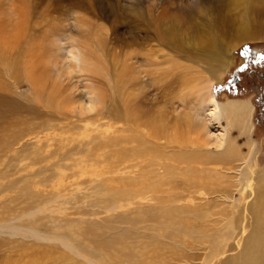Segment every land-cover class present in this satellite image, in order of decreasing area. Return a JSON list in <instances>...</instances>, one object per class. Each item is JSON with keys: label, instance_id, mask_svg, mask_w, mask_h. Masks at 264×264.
I'll use <instances>...</instances> for the list:
<instances>
[{"label": "rangeland", "instance_id": "374dc122", "mask_svg": "<svg viewBox=\"0 0 264 264\" xmlns=\"http://www.w3.org/2000/svg\"><path fill=\"white\" fill-rule=\"evenodd\" d=\"M131 1L134 0H86V2H82L81 9L71 7L70 13L62 15V10L60 12L59 9H53H56L57 6L59 8L62 3V5H68V0H43L45 4L48 2L47 4H52L54 8L51 6L49 13L44 9H38L37 13L24 16L27 18L23 22L24 27H22V13L8 10L9 6L18 8V0H0V4L3 2L2 7H0V10L3 9L0 12V88L3 89V83L12 85L15 81L18 87L17 93H20V95L17 94L18 97L12 98L14 106L19 107L8 108V106L0 105V178H3L2 180L6 183L15 180L13 186L0 194V223L11 222L12 226L20 229L18 237L14 238L15 242L13 239H9L6 234L0 235V264H33L34 261L30 262L34 253L38 256L44 255L46 260L52 258L51 264H63L61 260H66L64 264H134L138 260V255H141L140 252L150 258L151 264H222L228 257H232L241 251L245 237L253 225L252 213L264 209V38L233 45L229 27L223 29L225 32L223 30L218 31V36L215 39L218 45H229L227 56L234 58L233 64L225 70L224 75L220 68L215 72L211 70L209 65H202L195 72L199 74L195 84L200 86L202 80L208 78L210 81L209 90L218 102L223 103L228 99L248 100L253 105L252 130L250 132L240 130V125L234 126L232 130V138H237L238 146L243 151L241 152L242 156L251 151V160L247 168L248 176L240 188H237L239 191H235L239 178L238 174L229 171L236 167L237 162L233 158L229 159L227 163L220 160L215 161L213 156L203 154L199 161L192 164L194 167H200L202 173H184V177L189 183H194L199 179L208 181L206 178L215 177L213 179L214 194L207 195L209 192L205 186L206 188L199 192V197L202 199L201 203L194 202V204H198V210L200 208L195 215L176 221H166L159 216L157 209H155L159 202L152 203L154 205L150 203V206L148 205L150 208L144 206L140 210H135L131 206H122L120 194L115 188V176L103 174L110 167L108 160L106 162L100 160L103 163L96 160L98 163L96 166L84 168L81 172H77L76 168L63 171L53 167V172L49 170L38 173L42 166L57 162L56 156L49 158L47 154L54 151L61 153L65 151V148L69 149L72 145L82 141V138L89 137L91 131H95L92 135L99 134L106 129L117 133V129L121 128V125L110 118L104 119L105 121L90 123L78 121L75 122L74 126L81 129L74 131L70 129V121H72L70 117H59L57 114H53L54 111H51L52 114H49L54 116V121L50 124L57 128L56 131L43 133L44 135L41 134L37 138L29 137L32 125L38 122V116L40 117L39 113L33 114L34 110L29 109V106L36 107L37 110L43 103L36 106L35 100L31 102L25 100V97H30V91L28 90L29 87L26 86V81H22V66L24 65V69L26 68L30 62L28 56L33 52L32 54L36 56L40 54L39 58L48 67V63L55 61V58H52L54 55L65 56V49L71 41L79 42L84 49L101 56L105 60L112 85L108 90L101 89L100 93L105 97L103 112L114 115L118 104L115 91L118 70L112 67V61L110 65L108 62L106 63L109 57H106L105 54L103 57L102 54L95 53L93 49H99L101 40H106L109 48L121 52L122 49L119 47L121 45L116 46L114 44L116 36L128 43H140V34L142 33L139 32L138 23L134 18L132 19L133 16L126 9H130ZM191 1L194 4L193 13L181 12L187 13L186 16L180 18L182 21H179L183 34L187 33L184 29L191 25L189 20L194 19L197 22L200 20L196 11L200 10L199 3L201 0H187L189 5H191ZM72 2H78V0ZM170 2L172 0L141 1L142 7L152 3L157 7V13L166 8L170 12L176 13V9H172V6L169 5ZM230 2L231 0H224L220 4L221 16L228 17L234 14L236 10H240H234ZM29 6L31 7L28 1ZM13 33L14 35H12ZM17 33L22 36H16ZM1 38H4L7 44L9 43L7 47L2 45ZM33 47L35 51H31ZM131 47L124 50L132 51L135 45ZM168 56V59L175 60L183 66L190 68L194 66L189 62L173 58L171 52ZM59 64L61 66L63 62L60 61ZM14 67L15 70H13ZM164 67L170 69L171 64L164 65ZM221 73L222 80L218 82ZM45 75L47 77H43L41 85V89L46 90L45 96L42 94L43 99L50 97L51 88L62 93L63 88L66 87L69 88V91L71 90L73 96L81 95L84 100L85 92L82 90L84 78L79 74H72L67 79L63 78L62 87L59 86L60 80L55 81V71H53L51 78L48 71ZM176 77H178V82L174 84V89L171 90L168 98L169 103L156 105L154 111H156V117L160 113H164L162 121L159 120L161 130L163 126L165 132L169 133L172 130V134L174 132L178 136L180 135V139L175 145L179 147V150H188V147H191L189 141L197 142L199 139L205 140V138L208 140L209 135L212 136V140L219 133L220 127L209 125L207 117L209 111H206L208 108L206 106L205 109H203L204 107L201 108L200 102L195 98L194 90L191 91V83L188 87L179 82L181 78L183 80L186 76L178 72ZM47 78L49 81L45 84ZM53 83H56V87ZM44 84L47 88L44 87ZM10 90L5 95H9L12 91ZM58 92H55L56 95ZM3 96L0 95V97ZM10 96L11 94L6 99ZM75 100H78V97ZM73 104L68 109H71ZM22 106L25 111L22 110ZM159 107L162 109L160 110ZM198 114L203 124L199 122ZM205 123L207 124L204 126ZM219 123L221 127H225V123L221 119ZM84 124L87 125L85 130L82 129ZM100 124L101 126H99ZM96 128L98 129L95 130ZM66 136L73 141L67 147L57 146L56 141L58 142ZM163 137L168 143L167 137L169 136L165 134ZM86 147L81 151L91 154V151L94 150V144ZM213 148L214 146H210V149L214 150ZM81 151L76 152L80 153ZM168 151L170 149L168 150L166 146V154L171 153ZM35 155L39 157H37L38 160L33 161ZM83 158L85 157H73L74 160L72 161L77 163ZM200 161L208 164L204 166L199 163ZM6 162L12 165L7 177L2 176L3 172L7 170L4 166ZM105 168L106 170H104ZM209 168L222 170L223 177L217 178ZM2 170L4 171L2 172ZM112 177L113 181L107 180ZM2 180L0 179V183H3ZM206 191L207 193H205ZM232 191L236 192L239 201L237 205L230 206L229 202L223 200L221 196H225L226 192L233 193ZM192 211H196L195 208ZM21 215L25 218L18 220ZM227 221L238 224V234L234 239L235 241L233 240L234 242L229 241L231 244L228 251L226 248V252L221 253L223 246L217 250L216 240L219 241V239H213V229L215 223L222 222L225 224ZM173 223L175 226L170 227ZM27 228H33L43 235L68 238L83 257L91 260V263H86L77 256H70L64 251L67 256L62 257L61 247L55 244H52L50 249L48 246L44 248L42 245H33L30 239L23 238L22 230ZM140 242L142 244H139L138 247ZM122 250L124 251L122 252ZM209 250H217L218 256H214V253H210ZM59 256L62 258L61 260H53L54 257ZM21 257L22 260L20 261Z\"/></svg>", "mask_w": 264, "mask_h": 264}, {"label": "bare ground", "instance_id": "6f19581e", "mask_svg": "<svg viewBox=\"0 0 264 264\" xmlns=\"http://www.w3.org/2000/svg\"><path fill=\"white\" fill-rule=\"evenodd\" d=\"M28 1L31 7H28ZM72 1L73 0H68V5H62V3L59 5V8L57 6L55 9L52 4L49 5L47 4L48 2L45 4L43 0H18V8L9 6L8 10L10 12L22 13V27H24L23 22L27 18L24 16L35 14L38 12V9H44L49 13V9L52 6L54 8L53 10L59 9L60 12L62 10L63 15L68 12L70 13L72 10L71 7L81 9L83 6L82 2H86V0H78V2ZM141 1H131L130 9L125 8L133 16L132 19L134 18L138 23L139 32L142 33H139L142 43L141 41V44L136 42L128 43L116 36L114 44H116V46L121 45L119 46L122 49L121 52L109 48L106 40H101L99 49H93L95 53H100L103 57V54H105L106 57H109L106 63L108 62V65H110L112 61V67L118 70L115 82L118 104L116 105L114 115L103 112L105 97L100 92L101 89L108 90L112 82L109 79V71L106 68L105 60L102 59L101 56H97L89 50L84 49L79 42L74 40L68 45L66 48L67 50L65 49V56L59 57L58 55H54L52 58H55V61L48 63V67L42 62V59L39 58L40 54H38V56L33 55V52L29 54L28 58L30 57V62H28L25 69L23 67L24 65L22 66V81H26V86L29 87L28 90L30 91V97H25V100L27 102L35 100V102H37L36 106L39 105V103H43L40 109L37 110L36 107L29 106V109L32 108V110H34L33 114L36 112L40 115V117L38 116V122L32 125L29 137L37 138L43 133H54V131H56L57 128L50 124L54 121V116L51 115V111H54L53 114H57L59 117H70L72 120L70 121V129L74 131L81 129L74 126L75 122L78 121L90 123L100 122L101 120L105 121L104 119L110 118L118 122L121 128L117 129V133L106 129L102 132L98 131L100 135L95 133L99 135L96 136L92 135L95 131H91L89 137H84L86 139L82 138V141L77 142L76 145H72L69 149L65 148V151L61 153H58L59 151H54L47 154L49 158L51 156H56L57 162L42 166L38 173L49 170L53 172V167H55L54 169L59 168L63 171L76 168L77 172H81L84 168L96 166L98 164L97 161L102 160L106 162L108 160L107 162L110 167L107 168V170L105 168L104 170L106 171L103 172V174L115 176V188L120 194L122 206H131L135 210H140L144 206L150 208V203L159 202V204H156L158 206L155 208L159 216L166 221H176L184 219L187 216L195 215L200 210V208L198 210V204L201 203L202 199L199 197V192L205 189V186H207L209 192L207 195L214 194L213 190L215 186L213 179H215V177L212 179L206 178L208 181L199 179L194 183H189L184 177V173H202L200 167H194L192 164L199 161L203 154L213 156L215 161L220 160L221 162L227 163L229 159L233 158L234 161L237 162L236 169L229 170L238 174L239 177L235 191H239L237 188H240L246 176H248L247 168L251 160V151L242 156L241 152L243 151L238 146L236 141L237 138H232V130L236 125H240V130L246 132L252 130L251 117L254 111L253 105L248 100L228 99L223 103L218 102L216 97L212 95L209 90L210 81L208 78L203 79L200 86L195 84L199 76V74L195 72L202 65H209L211 70L215 72L220 68V71H222L224 75L225 70L233 64L234 58L227 56L229 45L224 44L226 47L222 44L218 45L215 39L218 36V31H222L224 28L229 27L233 45L246 43L248 41H257L264 38V0H231V7H233L234 10H240H236L234 14L228 17L221 16L220 14V10H222L220 4H222L224 0H201L199 3L200 10L196 11L198 19L200 20L199 22L194 19L189 20L191 25L184 29L187 32L186 34L182 33L183 30L179 21H182L180 18L186 16L187 13H193L194 4L192 1L191 5H189L187 0H172L169 5L172 6V9H176V13L170 12L167 8L157 13V7L152 3L149 6L142 7ZM2 5L3 2L0 4V7H2ZM1 11H3V9L0 10V12ZM183 11L187 13H181ZM187 17L190 18V16ZM78 23L83 24L82 22ZM19 26H21V24H19ZM17 34L16 36L18 37L22 36L19 35L20 33ZM12 35H14V33ZM1 39L2 45L7 47L9 43L7 44L4 38ZM132 45L136 47H133L132 51L128 52L124 50H128ZM36 48L38 47L36 46ZM31 51H35L34 47ZM169 52L173 54V58L189 62V64L191 63L194 66L190 68L179 64L177 61L175 62V60L172 61V59H168ZM59 60L63 62L61 66ZM169 63L171 64V68H165L164 65H168ZM13 70H15V67ZM46 71H48L50 78L53 71L56 72L55 81L60 80V87H62V79H67L72 74H79L83 77L84 86H82V90L85 92L84 100L81 95L76 97L73 96L71 90L69 91V88L66 87L63 88V92L59 89L62 93L52 90L53 88H51L49 91L50 97L43 99L46 90H42L41 85L43 77L46 76ZM178 72L183 73L187 77L183 80L181 78L179 82L188 87L191 83L190 88L192 90H190H194L195 98L200 102L201 108L204 107L203 109H205V106L208 108L206 111H209L207 116L209 125H217L220 127L219 133L216 137L213 136L214 139L212 140V136L209 135L208 140L205 138V140L199 139L197 142L189 141L191 147H188V150H179V147L175 145L177 140L180 139V135L178 136V134L174 132L172 134V130L169 133L165 132L163 126L161 130V122L159 120L164 118V113L162 112L164 110L161 111L162 113H160L158 117H156V111H154L156 105L169 103L168 98L172 92L171 90L174 89V84L178 82V77H176ZM221 76L222 73L219 76L220 79L218 82L222 80ZM48 81L49 78L45 80V84ZM45 84L44 87L47 88ZM2 85L3 89L1 90L0 88V95L2 94L3 96L7 94L10 89L12 91L10 90L11 92L9 93V95L11 94L10 98L6 99L9 95L0 97V105H5L3 107L8 106V108L19 107L17 105L14 106L15 104L12 102V98L17 96V94L20 95V93H17L18 87L15 81H13L12 85L6 83ZM53 85L56 87V83H53ZM55 92L60 94L56 95ZM29 94L27 95L29 96ZM77 97L78 100H75ZM72 104L74 106L68 109ZM161 109L162 108H160V110ZM22 110H24L23 106ZM197 117L200 118V115L198 114ZM200 119L199 122L202 121V119ZM220 119L225 123L226 128L221 127L219 123ZM206 124L207 123H205L204 126ZM153 125L155 126L151 127ZM86 126L87 125L84 124L82 129L85 130ZM99 126H101V124ZM97 129L98 128L95 130ZM165 134L169 136L167 137L168 143L166 142V138L163 137ZM72 141L70 137L66 136L58 140V142L56 141V143L58 144L57 146L62 145L61 147H67ZM93 144L94 150L91 151V154L81 151L87 148L86 146ZM166 146L168 150L170 149L171 153L166 154ZM210 146H214V150L210 149ZM76 151L81 152L78 153ZM78 156H84L85 158L77 163L72 161L74 160L73 157ZM37 157L39 156L35 155L33 161H35V159L38 160ZM67 162L69 164H66ZM199 163L204 166L208 164L203 161ZM4 166L7 170H2V172L4 171L3 174L5 173L4 175L2 174V176L7 177V175L10 174L9 168L12 165L6 162ZM209 170H211L217 178H219V176L223 177L222 170H212L210 168ZM0 179L2 180L3 178ZM107 180L113 181V177ZM1 182L3 183H0V194L7 191L15 184V180H11L8 183L4 182V180ZM205 193H207V191ZM226 193L227 194L221 196V198L228 201L230 206L237 205L239 198L236 196V192ZM195 201L198 202V204H194ZM193 208H195L196 211H192ZM252 215L254 218L253 225L250 232L245 237L241 251L232 257H228L222 264H264V209L262 211H254ZM22 218H25V216H19L18 220ZM218 225L219 227H217ZM174 226V223L170 225V227ZM238 228V224L232 221H227L225 224L222 222L215 223L213 239H219V241L216 240L218 244L217 250L223 246L221 253L226 252V248L228 251L231 244L229 241H233L236 238ZM19 231L20 229L12 226L11 222L0 223V235L6 234L9 236V239L14 240L15 237H18ZM22 231L23 238L30 239L33 245H42L44 248L48 246V249H50L49 247L55 244L61 247L62 257L67 256L64 254L65 252L69 253L70 256H77L86 263H91V260L83 257L81 252L66 237L43 235L33 228H27ZM228 242L229 244L225 246ZM139 244L141 245L142 243H138V247ZM142 247L144 246L142 245ZM143 249H145V247ZM217 250H209V252L214 253V256L217 257ZM123 251L124 250H122V252ZM140 253L141 255H138V260L135 263L149 264L151 262L150 258L144 253ZM221 253H219L220 256ZM43 256H38L34 253L30 263L34 261L33 264H51L50 261L52 258L46 260ZM61 259L60 256L53 258V260ZM21 260L22 257L20 261ZM61 262L64 264L66 260H61Z\"/></svg>", "mask_w": 264, "mask_h": 264}]
</instances>
